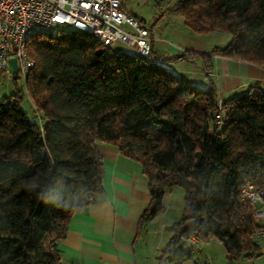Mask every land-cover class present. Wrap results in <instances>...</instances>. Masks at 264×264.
<instances>
[{
  "label": "trees",
  "instance_id": "trees-1",
  "mask_svg": "<svg viewBox=\"0 0 264 264\" xmlns=\"http://www.w3.org/2000/svg\"><path fill=\"white\" fill-rule=\"evenodd\" d=\"M168 9L193 34L229 33L223 46L180 55L205 71L212 54L264 65V0H175ZM26 53L33 65L22 86L0 99V264H60L69 218L103 190L98 140L140 163L151 195L141 220L163 209L167 189L183 188L160 259H188L191 235L222 242L230 263L255 253L260 204L241 190H264V92L219 103L212 83L182 80L152 46L149 56L113 51L71 26L32 36Z\"/></svg>",
  "mask_w": 264,
  "mask_h": 264
},
{
  "label": "crops",
  "instance_id": "crops-1",
  "mask_svg": "<svg viewBox=\"0 0 264 264\" xmlns=\"http://www.w3.org/2000/svg\"><path fill=\"white\" fill-rule=\"evenodd\" d=\"M121 5L137 16L130 7L122 2ZM169 34L154 30L153 52L165 57L162 64L182 80L200 86L212 83L219 103L253 89L264 92L263 64L212 54L210 69L205 71L198 58L180 55L206 53L215 46L207 49L205 40L194 38L189 32ZM96 145L103 158V190L95 201L80 207L69 218L65 234L57 243L60 264H170L159 255L171 236L169 225L177 220L167 215L178 213H169L164 206L152 219L141 220L151 195L140 163L121 154L113 144L98 140ZM257 221L264 225V213ZM184 242L194 249L180 264H264V241L260 244L257 240L255 253L231 263L223 243L214 237L202 243L190 239Z\"/></svg>",
  "mask_w": 264,
  "mask_h": 264
},
{
  "label": "built area",
  "instance_id": "built-area-1",
  "mask_svg": "<svg viewBox=\"0 0 264 264\" xmlns=\"http://www.w3.org/2000/svg\"><path fill=\"white\" fill-rule=\"evenodd\" d=\"M58 25L87 30L105 45L122 41L142 56H149L154 40L153 27L124 9L121 0H0V73L11 71L8 60L14 57L17 74L24 79L33 65L26 53L27 40ZM241 197L260 204L253 214L256 220L263 215V189L248 184L242 188ZM255 235L264 237V227ZM189 239L197 242L193 235Z\"/></svg>",
  "mask_w": 264,
  "mask_h": 264
},
{
  "label": "rangeland",
  "instance_id": "rangeland-1",
  "mask_svg": "<svg viewBox=\"0 0 264 264\" xmlns=\"http://www.w3.org/2000/svg\"><path fill=\"white\" fill-rule=\"evenodd\" d=\"M175 0H121L124 6L130 7L137 15L140 21L148 27H153L154 30L162 31L163 35H171V33H183L189 32L190 36L194 38H199L200 40H205L207 43V49L213 46H223L230 39V35L226 31H213L204 35L193 34L189 29L184 25L182 17L180 14L175 12H168L169 6ZM68 28V25H64ZM124 28H127L123 25ZM153 30V32H154ZM110 48L113 51L123 50L127 52H134V46L128 45L122 41H114L110 44ZM13 73L11 71H3L0 73V99L6 95H9L14 90L15 86H22V77L17 74V78L12 79ZM23 107L29 109V103L27 98L23 99ZM184 199V190L179 185H174L169 188V191L165 193L163 197V205L167 207L168 212L176 211L178 214L176 216L167 215V218L177 217L179 219L182 215L183 210V200ZM175 213V212H174ZM171 218V219H172ZM258 243L264 241V237L258 238ZM200 241V240H199ZM206 241V240H205ZM204 241H200L202 243ZM186 248L192 250L194 247H190L188 243L182 242ZM248 256H243L242 258H247Z\"/></svg>",
  "mask_w": 264,
  "mask_h": 264
},
{
  "label": "water",
  "instance_id": "water-1",
  "mask_svg": "<svg viewBox=\"0 0 264 264\" xmlns=\"http://www.w3.org/2000/svg\"><path fill=\"white\" fill-rule=\"evenodd\" d=\"M8 61H9V65L11 67L12 73L16 75L17 72H18V68H17V64H16V59L14 57H10ZM249 254H250L249 251L243 252V256H247Z\"/></svg>",
  "mask_w": 264,
  "mask_h": 264
}]
</instances>
